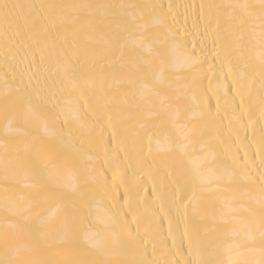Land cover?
I'll list each match as a JSON object with an SVG mask.
<instances>
[{"label": "bare ground", "instance_id": "1", "mask_svg": "<svg viewBox=\"0 0 264 264\" xmlns=\"http://www.w3.org/2000/svg\"><path fill=\"white\" fill-rule=\"evenodd\" d=\"M0 264H264V0H0Z\"/></svg>", "mask_w": 264, "mask_h": 264}]
</instances>
